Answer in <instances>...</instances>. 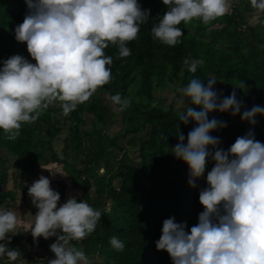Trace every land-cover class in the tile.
Returning a JSON list of instances; mask_svg holds the SVG:
<instances>
[{"label": "trees", "instance_id": "1", "mask_svg": "<svg viewBox=\"0 0 264 264\" xmlns=\"http://www.w3.org/2000/svg\"><path fill=\"white\" fill-rule=\"evenodd\" d=\"M138 3L142 9H150V16L140 26L137 38L126 45L131 55L119 58V48L112 44L104 50L106 56L113 58V63L107 66L112 74L109 83L98 88L88 101L79 104L67 116L63 115L60 102H53L37 120L22 123L15 140L7 139L0 129V163L10 159L14 163L12 167H0V209L3 205L7 208L15 206L7 202L16 201V191L8 189V171L20 172L23 183L14 179L15 186L20 189L25 202L31 203L28 183L50 163L62 165L71 183L54 179L50 182L51 188L65 193L71 186L81 191L75 197L77 202L86 201L102 213L95 230L82 240L71 241L70 245L84 251L88 260L92 256L101 264H173L169 253L156 247V241L162 235L163 221L175 217L177 223L187 222L190 231L204 210L199 202V191L207 187V173L214 162L208 161L205 176L198 181L199 187H191L188 165L174 156L172 148L179 143L176 135L179 129L185 135L186 143L187 134L195 122L184 125L179 121V113L184 109H175L173 105L169 108L160 106L156 95L159 89L170 85L183 96L179 89L186 87L191 79H199L207 86V79L212 78L217 80L215 90L228 96L233 85L244 83L243 90L236 88L244 108L264 107V11H261L256 26L247 23L244 14L257 10L251 6L250 0H243L242 8L237 5L208 24L195 18L187 24L181 22L177 26L184 33L179 38L181 42L168 46L151 34L152 27L168 7L163 0H138ZM27 12L26 0H0V69L3 61L13 55H21L36 63L27 50V43L15 38V28L23 23ZM206 36L209 40L205 39ZM185 59H203L204 64L191 73L183 64ZM220 82L228 89L218 90ZM117 94L130 100L127 109L121 111L120 105L111 100V96ZM183 101L186 106L190 103L186 97ZM115 112L121 122H125V128L123 133L112 138L104 131ZM213 116L228 124L227 128L211 133L221 138V147L225 150L250 129L256 140L264 143V115L256 117L254 127L243 121L240 115L209 114L210 119ZM87 117L91 118V128L86 127ZM65 130L69 131V136L62 150L58 151L54 141ZM129 135H133L129 144L138 147L140 165L125 154L118 166L113 167L110 157L114 150L110 147L124 150L118 139ZM3 151L7 152L4 156ZM104 159L106 174L101 175L98 169ZM48 175L51 172L47 170ZM102 198L106 202L98 201ZM68 199L65 196L64 201ZM107 199L112 204L110 211L106 209ZM13 235L22 236V233ZM113 236L124 244L123 251L111 246L109 241ZM56 239L27 237L26 245L33 247L27 264H47L48 260L54 259L50 245ZM0 243H6L9 249H18V241ZM7 259L6 256L0 257V264H8Z\"/></svg>", "mask_w": 264, "mask_h": 264}, {"label": "clouds", "instance_id": "2", "mask_svg": "<svg viewBox=\"0 0 264 264\" xmlns=\"http://www.w3.org/2000/svg\"><path fill=\"white\" fill-rule=\"evenodd\" d=\"M250 3L264 11V0ZM26 4L28 12L15 28V38L27 43L36 63L13 55L0 69V129L9 140L19 136L22 123L37 120L53 102L59 101L67 116L109 83L112 74L107 66L113 58L104 50L112 44L118 46L119 58L131 55L126 45L137 38L150 16V9H142L138 0H26ZM163 4L168 10L151 34L168 46L181 42L184 33L177 27L181 22L187 24L195 18L208 24L229 11L228 0H163ZM183 64L195 73L204 60L185 59ZM216 81L209 78L205 86L194 78L179 89L190 101L179 113V121L184 125L194 121L195 126L186 143L179 129V143L172 148L174 156L188 165V183L193 188L199 187L208 161L214 162L207 173V187L199 191L204 210L190 231L187 222L165 219L156 247L166 250L173 264H264V143L250 129L225 150L221 138L211 133L228 124L215 116L209 118L213 112L230 113L254 127L256 117L264 115V107L244 108L235 90H243L244 83L233 85L231 94L224 96L215 90ZM111 100L121 111L130 105L119 94ZM28 195L38 209L31 228L34 240L57 237L50 245L55 258L47 264H89L84 251L70 242L91 234L102 213L75 197L58 206L60 193L43 175L28 188ZM18 224L13 211L0 209V241H10L9 234L16 232ZM109 243L117 251L124 250L115 236ZM20 255L19 250L0 243V257L15 262Z\"/></svg>", "mask_w": 264, "mask_h": 264}, {"label": "rangeland", "instance_id": "3", "mask_svg": "<svg viewBox=\"0 0 264 264\" xmlns=\"http://www.w3.org/2000/svg\"><path fill=\"white\" fill-rule=\"evenodd\" d=\"M242 1L243 0H228V5H229V11L228 12H231L233 10V8H235V6H237V5H240V7H241ZM244 14L246 16L247 23L256 26V24L259 22L261 11L256 10V12H244ZM193 30L195 31V29H193ZM205 39L209 40V36H206ZM0 52H1V50H0ZM1 66H3V64H1ZM227 89H228V87L225 84H223V82L219 83L218 90L223 91V90H227ZM230 91L232 92L233 88ZM156 95H157V99L160 100V106H162V107L169 108L171 105H173L175 109H185L187 107L183 101L185 97L182 95H178L175 92V90L172 88V86H170V85H167L162 89H159L157 91ZM111 108H113V106H111ZM86 120H87L86 127L91 128L92 127L91 118L87 117ZM121 120H122L121 117H119V115L115 112L113 119H111V121L108 122V125H107L108 127L104 131V133L106 132V133L110 134L112 138H115L116 135L119 133H123L124 128H125V122L122 123ZM42 135H44V133ZM68 136H69V131L65 130L55 139L54 147L58 151L62 150V148L65 145V139ZM132 136L133 135H129L126 138L120 137L118 139V142L121 144V146L125 147L124 150H121L119 147H115V146L110 147V149L114 150L113 154L110 157V162H111L113 167L118 166V164H119L118 161L125 154H127L128 157L133 162H135L137 165H140V157L138 154V147L131 146L128 142L129 138ZM85 143H86V146H88L87 140H85ZM1 154H2V156H4L5 154H7V152L3 151ZM105 160L106 159L102 160V162L100 164L101 166L98 169V173L101 175L106 174V168L104 167L105 162H106ZM13 164H14L13 160L10 159L8 162L0 163V167L5 166V165L12 167ZM78 167L81 168L80 163L78 164ZM47 170L49 172H51V175L46 176ZM41 175L47 177L50 180V182L55 179V180H67L69 184L71 183V181L69 180V177H68V173L63 169L62 165L50 163L47 167L42 168L41 174L38 177H33V179L27 185L28 188L32 185V183L34 181L38 180ZM8 178H9L8 189H14L16 191V201L8 200L7 202H9V204H12L15 206L7 208V207H5V205H3V207L1 209L13 211L17 215V217L19 219V224L17 226L16 232L22 233V236L21 235H15V236L13 235L12 236V234H14V233L9 234L11 236L10 241H12V242L18 241V244H17L18 249L17 250L20 251L21 255H20V257H18L17 261L10 262L7 259V262H8V264H27L28 262H30L29 253H31L33 251V247H31V246L29 247L26 245V238L27 237H33L32 233H31V228L34 225V222H35L34 216H35L36 212L38 211V209L35 206H33L30 196H29V200L31 203H29V202L26 203L23 195L20 192V189L15 186V184H16L15 180H17L18 183H23V179H22V176L20 175V172L10 170V171H8ZM50 186H51V184H50ZM57 192H59V191H57ZM80 192L81 191L72 189L71 186L68 188V190L65 193L59 192L61 199L58 203V206L65 203V201H66V200L64 201L65 196H66V198L67 197H69V198L70 197H76L80 194ZM98 201L101 203L106 202L105 198L99 199ZM111 207H112V204L107 199L106 209L108 211H110ZM58 232H59V230H58ZM39 239L40 238H38V240ZM89 263L90 264H101L97 258L94 259L92 256L89 259Z\"/></svg>", "mask_w": 264, "mask_h": 264}]
</instances>
